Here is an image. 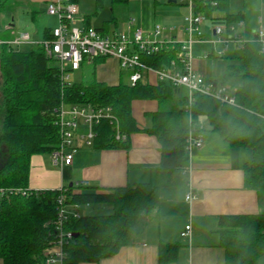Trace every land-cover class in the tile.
Segmentation results:
<instances>
[{
    "label": "trees",
    "instance_id": "trees-1",
    "mask_svg": "<svg viewBox=\"0 0 264 264\" xmlns=\"http://www.w3.org/2000/svg\"><path fill=\"white\" fill-rule=\"evenodd\" d=\"M20 1L0 0L1 264H45V251L57 239L56 201L61 195L67 212L64 230L72 234L71 240L62 246V264H96L111 258L142 234L147 218H158L157 189L151 182L95 190L78 184L59 190L28 188L31 157L51 156L61 145L60 110H109L111 118L101 120L93 129V150L127 151L131 135L145 133L153 137L159 145L158 170L167 177L186 166L187 134L191 127H201L203 134L200 119H205L209 131L231 148L250 152L251 159L242 168L243 184L264 197V132L257 125V118H264V55L254 40L245 42L238 63L229 64L220 80V85L228 79L238 80L233 91L234 105L194 93L192 105L186 110L187 91L171 83L149 84L143 78L133 85L99 82L95 70L107 58L87 60L81 70L85 65L89 67L88 78L68 84L61 82L57 66L40 45L27 53L13 51L14 46L5 44L14 39L9 38L12 25L3 16ZM67 1L77 6L80 0ZM100 2L94 0L95 10ZM212 3L216 6L212 7ZM110 4L113 9L126 6L128 0H110ZM228 4L229 0L192 1L195 15L206 18L213 11H221L226 24H235L240 18H230ZM83 17L85 25L91 27L90 17ZM113 22L112 18L101 28H91L108 35V25ZM51 31H43V40L52 39ZM157 46L155 54L139 56L141 63L158 71L182 72L180 46L174 41ZM145 102L155 103L157 109L145 115L150 119V127L139 130L132 106ZM81 128L78 135L85 133ZM116 133L124 139L116 141ZM95 206L110 207V214H81L84 208ZM72 212L78 213V218H72ZM217 226L224 264H260L264 259V211L256 215L219 216ZM175 251V245L161 244L159 264L168 263Z\"/></svg>",
    "mask_w": 264,
    "mask_h": 264
},
{
    "label": "crops",
    "instance_id": "crops-1",
    "mask_svg": "<svg viewBox=\"0 0 264 264\" xmlns=\"http://www.w3.org/2000/svg\"><path fill=\"white\" fill-rule=\"evenodd\" d=\"M41 1L46 3L51 0ZM176 2L179 1L171 0L168 4L177 5ZM179 4L186 6L189 14V7L185 3L179 2ZM127 6L128 4L123 7H126L128 15ZM77 8L81 14L79 4ZM228 13L230 18L239 17L242 21L238 34L243 42H253L254 33L260 28L264 30V0H229ZM187 15L184 16L180 26H177L174 18H165L164 23L171 27L166 35L162 34L166 31L165 27H160L161 33L158 35L153 34L154 28L158 25L147 29L143 14H140V21L133 19L132 26L128 25V20L131 19L128 17L126 18V34L132 37L133 31L138 28L145 32L151 41L182 42L187 39L185 32ZM113 19L114 22L108 25V29L110 32H117L116 19ZM225 24V15L221 11H213L199 26V31L201 29L203 34L207 32L215 38L212 29ZM160 35L161 38L158 39ZM152 36L153 39H151ZM215 40L216 38L211 44L221 46L215 43ZM214 50L212 49L203 58L208 60L217 52L222 51L223 47ZM229 51L233 54L228 56ZM241 52L233 45H229L224 55L219 57L225 56L224 58L227 59L219 80L229 64L238 63ZM238 53L240 55L237 57ZM194 62L192 61L194 73L200 74L199 65ZM119 75L121 76L120 72ZM147 77L145 76V79L149 84L156 83L152 77L149 79ZM203 80L218 84L212 78ZM156 109L155 103L133 104V116L139 130L150 127V119L145 115L155 112ZM257 125L264 132L263 117L257 118ZM81 130L84 131L83 128ZM73 144L77 152L70 166H55L50 155L31 157L28 188L37 191L59 190L63 187L87 183L86 188L95 190L151 182L157 189L158 218H147L142 234L131 245L119 250L113 257L96 264H159L161 244L176 246V251L170 254L172 259L166 264H224V252L217 233L218 217L256 215L264 211V197L258 192L245 188L243 184L242 168L250 161V152L231 148L217 135L210 132L209 127L206 131L203 129L202 148L193 151L190 155L187 154L186 166L169 177L158 170L159 145L157 141L145 133L131 135L127 151L93 150L85 145L78 134L74 137ZM189 192L192 193L194 199L186 201L185 197ZM90 209L92 208L86 207L83 210L91 212ZM99 209L102 212L108 211L106 207ZM187 225L190 226V235L188 239H183L181 234ZM260 264H264V259Z\"/></svg>",
    "mask_w": 264,
    "mask_h": 264
},
{
    "label": "built area",
    "instance_id": "built-area-1",
    "mask_svg": "<svg viewBox=\"0 0 264 264\" xmlns=\"http://www.w3.org/2000/svg\"><path fill=\"white\" fill-rule=\"evenodd\" d=\"M180 3H185L189 7V14L185 18L187 39L182 42H175L180 46V51L183 56L182 65L183 71H158L145 66L141 63L139 56H150L158 51L157 44L148 39V36L141 29H135L132 37L125 33L111 32L108 35H102L95 29L85 25L84 17H80L77 6L68 3L67 0H51L46 2V14L54 17L57 21V27L51 31V40H42L39 44L44 53L53 59L61 82L66 83L68 72L80 71L82 65L87 60L94 58H112L117 61L120 70L126 71L128 81L131 85L142 79V75L153 78L159 82L171 83L176 87L187 91V106L188 110L192 105V95L199 93L202 95L213 97L221 103L233 106L234 98L228 94L223 84L218 86L216 83L206 82L192 69V36L196 34L198 40H201L202 35L199 31V26L205 21V16L202 14L195 15L193 12L191 0H178ZM216 3H212L215 7ZM134 24L133 19L128 20V25ZM79 25V26H78ZM242 27V21L235 24H225L216 26L212 29V33L217 44L223 47V50L217 52V56L221 57L229 45L242 51L245 42H243L238 34V29ZM161 28L156 26L153 34L158 35ZM223 37V38H222ZM254 41L259 46V51L264 55V30L258 29L254 33ZM170 42V41H166ZM30 43V38L27 34H21L19 38L5 42L8 46H19ZM206 57V56H205ZM188 112V111H187ZM59 131L61 145L59 149L51 154V161L56 165L70 166L77 150L73 147L74 137L79 133L81 127L85 129V133L81 136L87 147H90L94 138V127L103 119H109L110 113L108 109L85 110L72 108L68 110H60L59 114ZM188 124H191V116L188 114ZM202 128L197 127L189 130L185 140V151L188 155L193 151L200 150L203 146ZM116 141L124 139L118 133L115 134ZM78 185L87 186V183ZM194 197L189 192L185 200L191 201ZM64 196H60L56 201L57 219L55 222V232L57 239L50 248L45 251V264H62V246L67 244L72 238V234L64 230L65 221L67 220V212L64 207ZM76 208V207H75ZM72 218H78L79 214L69 213ZM190 235V226L184 228L181 238L188 239Z\"/></svg>",
    "mask_w": 264,
    "mask_h": 264
},
{
    "label": "rangeland",
    "instance_id": "rangeland-1",
    "mask_svg": "<svg viewBox=\"0 0 264 264\" xmlns=\"http://www.w3.org/2000/svg\"><path fill=\"white\" fill-rule=\"evenodd\" d=\"M169 1L171 0H129L127 6V15L126 7L116 6L112 9L110 0H101L100 5L96 10L94 8V0H80V17L89 16L90 24L93 27H101L103 22H107L110 21L112 18H115L117 32L119 34H126V18L130 17L135 21H140V14H143L147 29H151L155 25H158L159 27L163 28L165 27L166 31H164L162 34L166 35L168 33L167 30H170L171 27L169 24L166 25L164 23L165 18H174L176 20L175 22L177 26H180L182 24L184 16L188 14V8L186 6L180 5L179 2H176L177 5H169ZM20 3L21 4L17 5L12 10V12L4 15L3 19L5 20V22H9V24L12 25V31L9 33V38L17 39L21 34H27L29 36L30 43L13 47V51L15 52L27 53L31 50H34L36 46H38L42 42L43 31L45 29L53 30L57 27V21L54 17H51L46 14V3H43L41 0H21ZM94 13L96 14L94 15ZM32 15L34 16V20L32 19ZM200 33H202L201 29ZM203 35L204 37H202L201 40H198L196 34H193L191 38L193 42L191 55L194 59H192V61H195L194 63L197 62L199 65L200 74L197 73V75L203 77V79L212 78L215 82L218 83V86H221L219 78L221 76L227 59L224 58L225 56H223V58H219L217 54H214L213 57L209 58L208 60L204 59L203 57L206 56V54H209L212 49L218 50L221 46L211 44L215 38L211 36L210 33L206 32ZM160 38L161 35L160 37H158V39ZM151 39H153V36ZM231 54H233L231 51L227 52L228 56ZM238 55L240 54L238 53L236 56L238 57ZM52 64L54 66L56 65L54 61H52ZM95 71L96 79L99 82H103L107 85H115L118 82L122 84L129 83L126 71H121L119 69L117 61L112 58H107L104 63L97 65ZM119 72L121 73V76L119 75ZM89 74L90 69L87 65H85L83 70L76 72H68L66 74V76L68 77L66 83H79L82 80H86ZM142 78V81L146 83L147 81L145 79V75H142ZM238 84V80L228 79L223 84V86L228 91V94L232 95L233 91L235 90L234 87H236V85ZM200 124L203 126V129L205 131L208 129V124L205 119H200ZM91 208V212L82 210L81 214H110V209L108 207H106L108 211L104 210L103 212L101 211V209H99L101 208L99 206Z\"/></svg>",
    "mask_w": 264,
    "mask_h": 264
}]
</instances>
